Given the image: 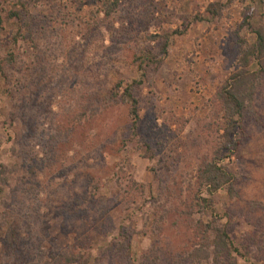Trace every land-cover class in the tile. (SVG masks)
Masks as SVG:
<instances>
[{
	"label": "rangeland",
	"instance_id": "rangeland-1",
	"mask_svg": "<svg viewBox=\"0 0 264 264\" xmlns=\"http://www.w3.org/2000/svg\"><path fill=\"white\" fill-rule=\"evenodd\" d=\"M24 1L34 30L42 32L37 50L28 42L17 45L18 58L0 75V170L6 181L0 200H7L10 220L19 222L30 249L19 264L49 261L48 255L65 249L88 224L100 226L99 219L90 220L96 215L103 222L110 216L132 234L133 264H194L186 255L199 242L195 221L207 222L210 215L197 206L189 215L187 205L196 191V167L216 142L210 100L240 67L239 38L252 43L253 29L264 24V0H236L219 19L205 10L216 0H121L101 27H89L74 0ZM15 2L0 0V14ZM159 11L169 20L158 24ZM16 28L4 23L0 51L9 48ZM174 29L178 33L170 36L162 65L148 71L134 92L140 120L138 135L131 136L126 105L106 100L117 81L138 78L134 54L148 43L158 48L160 39L149 42L146 32ZM250 64L252 70L259 67ZM261 66L258 79L246 83L247 91L254 86L246 136L226 161L238 176V196L224 190L212 195L211 208L228 222L241 252L221 264H264V59ZM91 94L94 115L79 121ZM87 188L96 194L94 207L86 209L92 217L70 219L67 232L59 233L54 213ZM108 262L120 264L117 258L100 264Z\"/></svg>",
	"mask_w": 264,
	"mask_h": 264
},
{
	"label": "trees",
	"instance_id": "trees-1",
	"mask_svg": "<svg viewBox=\"0 0 264 264\" xmlns=\"http://www.w3.org/2000/svg\"><path fill=\"white\" fill-rule=\"evenodd\" d=\"M74 1L75 3L78 2L79 7L77 10L82 12L84 20L89 27L96 25L101 27V23L103 24L108 19H112L121 3V0ZM234 1L236 0H216L210 2L205 10L210 14L211 18L219 19L223 9ZM27 6L28 2L16 0L9 9H2L0 14V32L3 31L5 22L11 21L17 25L16 32L10 36L9 48L4 52L0 51V75L3 77H5V66L14 64L18 58V53H16L17 45L28 42L35 52L37 50L35 39L42 32L34 30L31 20L32 15ZM49 17L51 18L52 16ZM78 19H82V16L78 17ZM155 20L160 24L163 21H168L169 18L162 11H159ZM130 23H132V20H130ZM177 33V29L166 31L162 34H148L146 32V39L149 42L160 39L161 42L158 44V48L154 50L153 45L148 43L145 48L134 54L132 63L139 73L138 78L126 83L122 80L117 81L115 92L110 93L106 100V102L110 99L113 100V103L126 105L131 136L138 135L137 129L140 120L139 102L134 92L145 83L148 71H155L162 65L167 54L170 36ZM253 33L255 38L252 43H249L245 38H239L238 63L240 67L224 79L210 100L214 111V121L211 125L215 127L216 142L213 145L210 156L201 158L196 167L193 183L196 191L187 205L189 215L192 214V209L196 206L200 213L205 214L209 210L210 215V219L207 222L202 219L195 221V236L199 242L188 250L186 255L190 262L192 261L194 264H221L223 257L234 259L233 253L241 256L240 250L233 245L228 233V222H221V218L211 208V205L214 204L212 195L219 190H224L232 197L238 196L235 188L238 183V176L228 167L226 161H230L236 155L246 136L244 118L248 105L252 102L254 92V86L251 91H247L246 83L249 79L254 81L258 79L263 71L261 64L264 59V24L253 29ZM35 57L39 66H41L43 58L38 53ZM251 61L259 66L257 70L250 68ZM39 66L34 65L33 68L36 76L40 77ZM93 100L94 94H91L88 97L86 107L79 111L80 113L77 116L79 121L80 117L89 118L94 115ZM87 111L89 112L88 115ZM143 145L145 146V151L150 153L148 157H151L152 152H149L148 144L145 143ZM3 173L4 169H1V195L5 191L1 187V183L6 184L5 177L3 178L2 176ZM188 186H192V184H188ZM142 187L143 185L140 184V193L142 192ZM186 191L188 190L186 189ZM96 202V194L88 191V188L80 195H75L69 204L54 213L55 217L59 218V233L67 232L66 223L70 219L75 218L84 221L87 219L89 221L88 216L92 217V214L86 212V209L94 207ZM0 207L2 209L0 212V249L2 251L0 264L22 263L23 259L30 255V249L28 248L27 250L24 247L26 242L21 233L20 224L15 219L10 220L9 205L3 197L0 200ZM97 216L90 220L97 224L99 219L100 226H90L88 224L85 227V232L81 231L74 234L72 243L65 249L48 255L49 261H45L44 264H100L116 258L120 264H133L130 257L132 234H129L128 230L123 228L121 224L117 225L110 216L106 222H103V219L97 218ZM114 231L117 232L116 235L113 234ZM120 235L121 239L118 238ZM55 237H57V234L54 235ZM38 249L41 255H46L40 247Z\"/></svg>",
	"mask_w": 264,
	"mask_h": 264
}]
</instances>
